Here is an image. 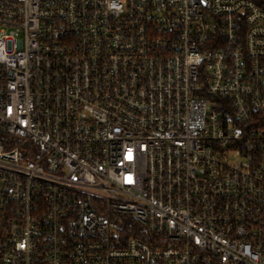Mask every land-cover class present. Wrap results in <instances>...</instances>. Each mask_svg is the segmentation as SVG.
I'll list each match as a JSON object with an SVG mask.
<instances>
[{
    "label": "built area",
    "instance_id": "1",
    "mask_svg": "<svg viewBox=\"0 0 264 264\" xmlns=\"http://www.w3.org/2000/svg\"><path fill=\"white\" fill-rule=\"evenodd\" d=\"M0 264H264V0H0Z\"/></svg>",
    "mask_w": 264,
    "mask_h": 264
},
{
    "label": "trees",
    "instance_id": "2",
    "mask_svg": "<svg viewBox=\"0 0 264 264\" xmlns=\"http://www.w3.org/2000/svg\"><path fill=\"white\" fill-rule=\"evenodd\" d=\"M131 221V220H130ZM130 224H133V222H130Z\"/></svg>",
    "mask_w": 264,
    "mask_h": 264
}]
</instances>
